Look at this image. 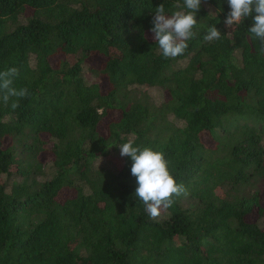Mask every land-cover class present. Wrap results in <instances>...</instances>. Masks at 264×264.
I'll list each match as a JSON object with an SVG mask.
<instances>
[{
  "label": "trees",
  "instance_id": "trees-1",
  "mask_svg": "<svg viewBox=\"0 0 264 264\" xmlns=\"http://www.w3.org/2000/svg\"><path fill=\"white\" fill-rule=\"evenodd\" d=\"M175 3L0 0V71L29 92L15 110L0 101V264H264V53L251 17L228 28L227 0H202L197 35L164 58L151 21ZM129 139L187 189L156 219L131 159L112 154ZM45 150L54 174L39 180Z\"/></svg>",
  "mask_w": 264,
  "mask_h": 264
},
{
  "label": "clouds",
  "instance_id": "clouds-1",
  "mask_svg": "<svg viewBox=\"0 0 264 264\" xmlns=\"http://www.w3.org/2000/svg\"><path fill=\"white\" fill-rule=\"evenodd\" d=\"M202 0H176L171 14L165 13L163 4L157 6L152 17L153 39L158 45L160 54L168 58H176L184 54L188 41L195 38L193 30L197 25L196 13L201 7ZM229 11L224 20L228 28L239 25L248 17L251 24L249 34L260 43L259 51L264 53V0H227ZM211 12V11H210ZM254 14V15H253ZM221 32L215 25L208 28L204 40H218ZM18 75V69L9 67L0 71V101L8 105L11 101L13 110L19 107L20 100L29 95L26 87L14 86L13 78ZM120 155L129 157L131 175L136 179L135 197L144 204L150 218L160 216L162 209L170 208L175 202L174 197L186 196L187 189L183 183H178L169 169V162L163 152L151 147L136 145L129 139L119 145Z\"/></svg>",
  "mask_w": 264,
  "mask_h": 264
},
{
  "label": "rangeland",
  "instance_id": "rangeland-1",
  "mask_svg": "<svg viewBox=\"0 0 264 264\" xmlns=\"http://www.w3.org/2000/svg\"><path fill=\"white\" fill-rule=\"evenodd\" d=\"M97 59H98V56L92 55L91 58H89L83 65L82 74L87 82H94L97 80V78L93 75L92 70H91V67H93L96 64ZM185 63H186V60H183L180 62V65H185ZM102 83H104V81H102ZM136 91L140 94H145L148 97V99L155 104H160L163 99L162 88H159L156 86L142 85L138 87ZM204 138L207 142L209 141V138L207 136H204ZM47 147H48L47 149H49V147H51V143H48ZM112 154L120 155V151H113ZM40 158L45 162V164L43 166L42 173L38 176V179L39 180L49 179L54 174V166L52 165V162L50 161V158H51L50 151L45 150L41 154ZM94 162H95L94 165L98 167L99 166H105V167H110V168L113 167V165L104 156L99 157ZM3 178L9 184H11L14 181L21 180V177L15 176V175L13 176L3 175ZM259 186L261 188H264V182L259 184ZM252 188L253 186H250V187L247 186L246 190H252Z\"/></svg>",
  "mask_w": 264,
  "mask_h": 264
}]
</instances>
